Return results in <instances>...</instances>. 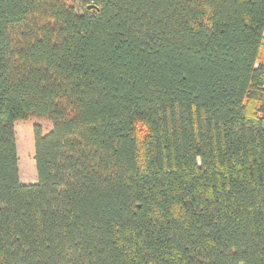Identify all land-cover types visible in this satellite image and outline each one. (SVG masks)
Listing matches in <instances>:
<instances>
[{"label": "trees", "instance_id": "1", "mask_svg": "<svg viewBox=\"0 0 264 264\" xmlns=\"http://www.w3.org/2000/svg\"><path fill=\"white\" fill-rule=\"evenodd\" d=\"M0 264H264V0H0Z\"/></svg>", "mask_w": 264, "mask_h": 264}, {"label": "rangeland", "instance_id": "2", "mask_svg": "<svg viewBox=\"0 0 264 264\" xmlns=\"http://www.w3.org/2000/svg\"><path fill=\"white\" fill-rule=\"evenodd\" d=\"M39 125L47 131L51 124L48 120L28 118L14 122L16 151L18 157V173L22 183L36 182L37 175L34 162L33 127Z\"/></svg>", "mask_w": 264, "mask_h": 264}]
</instances>
